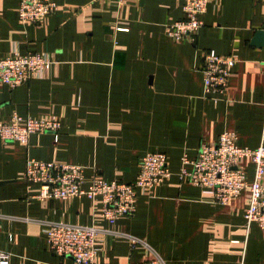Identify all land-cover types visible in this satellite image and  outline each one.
<instances>
[{"label": "crops", "instance_id": "0c3cea01", "mask_svg": "<svg viewBox=\"0 0 264 264\" xmlns=\"http://www.w3.org/2000/svg\"><path fill=\"white\" fill-rule=\"evenodd\" d=\"M60 7L38 24L19 21V0H0V58L41 54L52 64L16 88L0 84V121L14 114L58 120V135L28 146L0 137V251L10 264H74L49 250L51 222L101 231L96 264L153 257L166 264H264V231L248 224V192L230 205L179 177L182 158L226 131L256 149L264 136V0H211L194 41L166 26L184 19L185 0H51ZM124 28L125 31L118 29ZM235 56L224 94H207L205 54ZM167 156L172 176L145 192L115 224L102 201L31 199L29 158L79 165L85 177L131 184L148 153ZM248 180L253 165L246 162ZM131 238L140 242H135Z\"/></svg>", "mask_w": 264, "mask_h": 264}, {"label": "built area", "instance_id": "2783aa9c", "mask_svg": "<svg viewBox=\"0 0 264 264\" xmlns=\"http://www.w3.org/2000/svg\"><path fill=\"white\" fill-rule=\"evenodd\" d=\"M19 21L38 24L59 10L51 0H19ZM129 3L133 0H118ZM211 0H185L184 19L166 26L167 34L175 40L194 41L203 22L199 16L207 10ZM120 31L127 29L120 28ZM235 56L205 54L202 68L204 88L207 94H224L229 86ZM52 61L41 54H12L0 58V84L16 88L31 78L41 76ZM61 124L47 118L22 117L14 114L9 121H0V137L6 144L19 143L28 146L29 138L37 133L58 135ZM253 165V180H248L246 162ZM172 176L164 153L146 154L140 162L138 179L131 184L108 182L97 175L85 177V169L79 165L45 162L29 158L23 175L28 183L31 199L47 201L88 198L102 201V216L111 224L119 218L130 217L136 211L139 190L145 192L164 183ZM181 180L200 187L214 196L216 204L230 205L232 200L248 192L249 205L245 211L248 224L257 223L264 231V136L256 149L240 147L236 133H222L215 144H202L199 154L191 159L182 158L179 172ZM101 231L93 226L74 225L65 222L48 224L49 250L61 257L70 256L74 264H96V247ZM133 243L140 242L131 238ZM153 257L146 261L128 264H166L152 250ZM11 255L0 251V264H10Z\"/></svg>", "mask_w": 264, "mask_h": 264}, {"label": "water", "instance_id": "95a60500", "mask_svg": "<svg viewBox=\"0 0 264 264\" xmlns=\"http://www.w3.org/2000/svg\"><path fill=\"white\" fill-rule=\"evenodd\" d=\"M257 39L260 40L261 44H264V27L257 32L255 43Z\"/></svg>", "mask_w": 264, "mask_h": 264}]
</instances>
